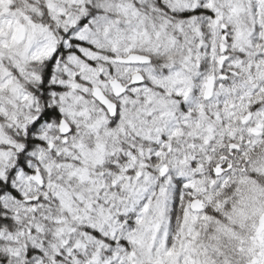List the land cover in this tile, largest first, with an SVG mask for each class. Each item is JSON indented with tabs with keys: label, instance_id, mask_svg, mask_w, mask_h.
<instances>
[{
	"label": "snow or ice",
	"instance_id": "1",
	"mask_svg": "<svg viewBox=\"0 0 264 264\" xmlns=\"http://www.w3.org/2000/svg\"><path fill=\"white\" fill-rule=\"evenodd\" d=\"M0 264H264V0H0Z\"/></svg>",
	"mask_w": 264,
	"mask_h": 264
}]
</instances>
